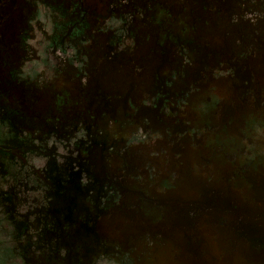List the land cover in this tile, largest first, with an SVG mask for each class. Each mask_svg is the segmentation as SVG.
I'll return each mask as SVG.
<instances>
[{
    "label": "rangeland",
    "instance_id": "rangeland-1",
    "mask_svg": "<svg viewBox=\"0 0 264 264\" xmlns=\"http://www.w3.org/2000/svg\"><path fill=\"white\" fill-rule=\"evenodd\" d=\"M0 264H264V0H0Z\"/></svg>",
    "mask_w": 264,
    "mask_h": 264
}]
</instances>
